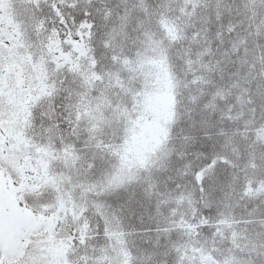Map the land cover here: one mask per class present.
Segmentation results:
<instances>
[{"label":"snow or ice","instance_id":"snow-or-ice-1","mask_svg":"<svg viewBox=\"0 0 264 264\" xmlns=\"http://www.w3.org/2000/svg\"><path fill=\"white\" fill-rule=\"evenodd\" d=\"M0 264H264V0H0Z\"/></svg>","mask_w":264,"mask_h":264}]
</instances>
